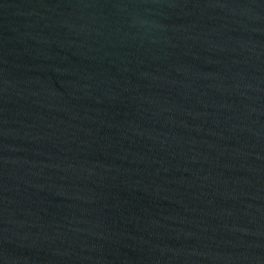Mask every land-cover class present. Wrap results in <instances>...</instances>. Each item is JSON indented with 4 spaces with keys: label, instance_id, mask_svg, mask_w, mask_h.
I'll return each instance as SVG.
<instances>
[{
    "label": "water",
    "instance_id": "obj_1",
    "mask_svg": "<svg viewBox=\"0 0 264 264\" xmlns=\"http://www.w3.org/2000/svg\"><path fill=\"white\" fill-rule=\"evenodd\" d=\"M0 264H264V0H0Z\"/></svg>",
    "mask_w": 264,
    "mask_h": 264
}]
</instances>
